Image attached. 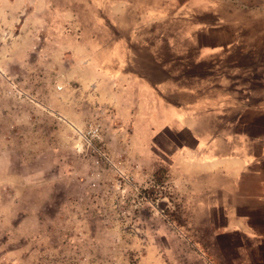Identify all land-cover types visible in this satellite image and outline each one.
<instances>
[{
	"label": "rangeland",
	"instance_id": "obj_1",
	"mask_svg": "<svg viewBox=\"0 0 264 264\" xmlns=\"http://www.w3.org/2000/svg\"><path fill=\"white\" fill-rule=\"evenodd\" d=\"M139 80L172 92L161 134ZM0 97V264H264L170 172L188 119L263 138L264 0H0Z\"/></svg>",
	"mask_w": 264,
	"mask_h": 264
},
{
	"label": "crops",
	"instance_id": "obj_2",
	"mask_svg": "<svg viewBox=\"0 0 264 264\" xmlns=\"http://www.w3.org/2000/svg\"><path fill=\"white\" fill-rule=\"evenodd\" d=\"M233 17L227 15L224 19L229 22ZM186 81L185 85L188 84V80ZM188 86L190 85L177 87L185 92L181 94L186 95L187 102L182 116L194 113L191 107L194 103L191 98L194 97V91L190 92ZM147 88L145 81L137 82L136 94L138 98L144 97L138 104L142 102L146 107V99L148 100L149 107L153 109L152 114H155V120L152 122L155 124L154 134H161L165 129H170L173 116H176L172 111L165 113L164 117L160 113V110L166 111V104L171 102L172 92L163 86L157 90L155 98H148L147 93L152 96L153 92L147 91ZM215 93L209 92V96H204L200 101L207 102L210 108L225 102L224 98L218 95L214 97ZM127 100L133 105L130 96H127ZM12 107L15 109L17 106L14 103ZM136 117L138 121L147 124L144 114L139 113ZM197 119L200 125L194 122ZM197 119H188L184 125L195 133V144L188 146L183 152H177L173 158L174 163L170 166L171 175L176 185L179 184L180 189H183L184 196L190 199L189 205L193 207L194 212L203 216L199 221L213 229L211 237H226L231 243L241 241L240 247H244V242L250 239L255 252L264 253V134L262 139L257 136L244 138L241 133L236 134L231 130L228 132L226 122H222L215 129L210 124L206 126L205 119ZM236 124H241L239 118L235 121ZM207 132L209 134L206 136ZM208 263L214 264L212 261Z\"/></svg>",
	"mask_w": 264,
	"mask_h": 264
},
{
	"label": "built area",
	"instance_id": "obj_3",
	"mask_svg": "<svg viewBox=\"0 0 264 264\" xmlns=\"http://www.w3.org/2000/svg\"><path fill=\"white\" fill-rule=\"evenodd\" d=\"M59 89H61V88H59Z\"/></svg>",
	"mask_w": 264,
	"mask_h": 264
}]
</instances>
